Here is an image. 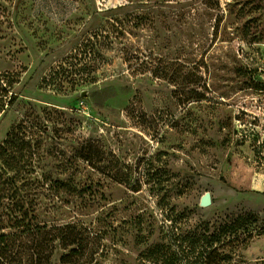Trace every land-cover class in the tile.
Returning <instances> with one entry per match:
<instances>
[{
  "label": "rangeland",
  "instance_id": "obj_1",
  "mask_svg": "<svg viewBox=\"0 0 264 264\" xmlns=\"http://www.w3.org/2000/svg\"><path fill=\"white\" fill-rule=\"evenodd\" d=\"M263 119L264 0H0V221L82 222L97 264H264Z\"/></svg>",
  "mask_w": 264,
  "mask_h": 264
},
{
  "label": "trees",
  "instance_id": "obj_2",
  "mask_svg": "<svg viewBox=\"0 0 264 264\" xmlns=\"http://www.w3.org/2000/svg\"><path fill=\"white\" fill-rule=\"evenodd\" d=\"M124 62L134 76L148 74L175 82L168 78L166 67L161 65L163 61L152 54L136 50ZM183 83L187 84L185 79ZM10 209L0 221V264H51L57 251L62 252L59 264H97L103 239L91 226L82 222L41 223L33 208L25 207L21 200Z\"/></svg>",
  "mask_w": 264,
  "mask_h": 264
},
{
  "label": "water",
  "instance_id": "obj_3",
  "mask_svg": "<svg viewBox=\"0 0 264 264\" xmlns=\"http://www.w3.org/2000/svg\"><path fill=\"white\" fill-rule=\"evenodd\" d=\"M208 203H209V196L206 195V196H204L203 199H202V204H203V205H206V204H208Z\"/></svg>",
  "mask_w": 264,
  "mask_h": 264
},
{
  "label": "built area",
  "instance_id": "obj_4",
  "mask_svg": "<svg viewBox=\"0 0 264 264\" xmlns=\"http://www.w3.org/2000/svg\"><path fill=\"white\" fill-rule=\"evenodd\" d=\"M262 127H263V138H264V119L262 121Z\"/></svg>",
  "mask_w": 264,
  "mask_h": 264
}]
</instances>
